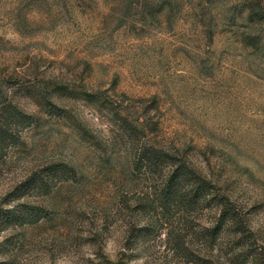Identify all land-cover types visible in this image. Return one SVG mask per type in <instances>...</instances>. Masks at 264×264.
Masks as SVG:
<instances>
[{
	"label": "rangeland",
	"instance_id": "1",
	"mask_svg": "<svg viewBox=\"0 0 264 264\" xmlns=\"http://www.w3.org/2000/svg\"><path fill=\"white\" fill-rule=\"evenodd\" d=\"M247 251L264 256V0H0V264Z\"/></svg>",
	"mask_w": 264,
	"mask_h": 264
},
{
	"label": "trees",
	"instance_id": "2",
	"mask_svg": "<svg viewBox=\"0 0 264 264\" xmlns=\"http://www.w3.org/2000/svg\"><path fill=\"white\" fill-rule=\"evenodd\" d=\"M246 42L254 44L255 41L252 38V36H249V38L247 37ZM142 156L145 159V161L147 162V165L151 168H154L158 165L159 162V157L149 151L148 149H144L142 151ZM179 170L174 172L175 175H179L181 176H187L188 174H190L188 171L184 170V168L181 166L180 168H178ZM170 181V179H169ZM171 184L170 182L167 183V190L170 191L172 190V188H170ZM226 201V200H225ZM220 210L221 213L219 214V220L223 219L224 217L228 216V221L230 222V224L232 225V228H234L235 230V236H236V241H238L239 237H237L239 234L242 233L243 228H244V219L243 216H241L239 214V211L231 205H225L224 203L220 204ZM238 238V239H237ZM248 254V258L250 260V264H264V256H261V254L257 255L254 253H249V251H247Z\"/></svg>",
	"mask_w": 264,
	"mask_h": 264
}]
</instances>
